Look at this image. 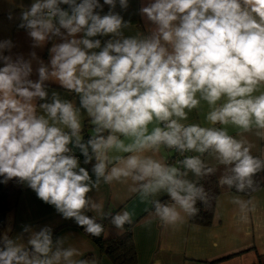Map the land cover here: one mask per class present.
<instances>
[{
	"label": "clouds",
	"instance_id": "clouds-1",
	"mask_svg": "<svg viewBox=\"0 0 264 264\" xmlns=\"http://www.w3.org/2000/svg\"><path fill=\"white\" fill-rule=\"evenodd\" d=\"M105 4L110 9L101 15ZM116 4L117 0L103 4L100 0H35L22 10L19 26L29 30L36 45L55 37L65 41L51 48L50 67L40 62L38 81L30 79L31 60L22 56L13 60L0 52L3 182L26 181L40 199L55 205L64 218H75L94 236H100L103 227L84 211L97 207L87 193L99 187L101 178L111 183L131 177L144 197L166 192L174 203L156 200L154 218L163 227L176 228L185 222V215L197 214V200L207 203L203 186L185 178L189 172L197 177L215 172L203 154H214L218 164L226 166L227 174L219 184L238 191L251 187L253 177L264 170V160L252 155L251 144L230 135L226 127H215L264 129V92L254 94L264 85V0H153L140 10L157 26L150 37L110 39L101 49V40L92 37H122L120 29L128 26L114 11ZM119 4L127 8L128 0ZM13 17L9 12V19ZM79 33L82 38H77ZM10 47V41L0 44V49ZM32 56L36 58L35 53ZM49 79L79 94L80 106L95 125L86 144L80 111L71 101L53 93L51 103L40 105L46 116L36 114L33 100L48 97L44 81ZM201 100L210 106L206 119L212 126L182 123ZM154 122L157 126L149 131ZM73 143L85 164L95 158V181L71 154ZM161 145L181 155H200H184L178 161L182 170L146 154L159 153ZM113 150L129 155H109ZM233 202L242 211L246 206L239 198ZM112 223L122 229L131 223V213L116 214ZM0 242V264H60L62 259L66 264H87L72 261L75 249L53 251L49 228L32 235L31 252L6 235Z\"/></svg>",
	"mask_w": 264,
	"mask_h": 264
},
{
	"label": "crops",
	"instance_id": "crops-1",
	"mask_svg": "<svg viewBox=\"0 0 264 264\" xmlns=\"http://www.w3.org/2000/svg\"><path fill=\"white\" fill-rule=\"evenodd\" d=\"M80 2V0H78ZM103 4L104 0H100ZM153 0H128L127 8H123L117 0L114 11L118 13L123 21L128 25L122 27L120 31L122 37L96 36L91 39L101 40V49L108 40L122 39L125 37H137L140 39L150 37L157 26L141 13V8L152 3ZM35 0H0V44L6 41L11 42L10 48L0 49L3 55L11 56L13 60L23 57L25 60L32 61L33 72L30 79L39 80L37 69L42 61L50 67L52 53L51 48L54 44L63 43V37H55L46 40L42 45H36L34 39L29 35L27 28L20 27V15L22 10L30 8ZM67 7V5H61ZM110 6L105 4L101 15L107 14ZM97 11H100L97 9ZM9 12L14 13V17L9 19ZM66 32V29H61ZM83 33L77 34V38H82ZM93 49L90 51H100ZM32 53L36 54L34 59ZM4 62L0 60V67ZM45 91L48 97L45 100L36 98L33 100L36 105V114L45 115L46 113L40 107L43 103H51L53 93H57L62 101H71L79 109L82 122V143L85 136H93L95 125L87 116V110L80 106V96L70 92L60 85L55 79L44 81ZM264 92V85L254 93L259 95ZM219 101V103H222ZM210 106L204 100L200 101L198 108L188 111V119L181 121L184 124H200L204 127L212 125L207 121L206 116L210 111ZM155 126V122L149 125V131ZM161 127V125H159ZM215 127H226L230 135L237 139H244L252 145V155L264 158V129H258L255 126L251 131H244L235 125H220ZM67 130V129H66ZM105 132L103 135H107ZM123 139V137H121ZM130 140H125L129 143ZM72 153L79 159L81 167L89 171L92 181L96 176L92 171L96 163L93 158L91 163L85 164V157L79 147L74 143L69 145ZM89 154L91 148L89 147ZM127 156L129 153H117L115 150L109 155ZM147 155H153L154 158L162 159L167 164L170 156L169 150L161 145L157 154L151 152ZM191 155H200L191 153ZM209 167H214L219 176L227 174L226 166L218 164L214 154L205 153L202 155ZM113 165H109L111 168ZM186 179L197 184L198 178L194 173L189 172ZM21 181V180H20ZM22 191L19 192L15 206L9 209L5 216L4 230L0 234V241L6 235L18 246L24 249L32 247L28 241L34 233H39L45 228L51 229L53 240V251L57 247L61 249H75L76 253L71 258L72 261H86L87 264H113L106 252L98 247L91 237V234L81 228L75 218H64L63 214L58 212L55 205L44 202L40 199L26 181H21ZM138 183L131 177L120 181L113 180L111 183H105L101 178L99 187H92L87 193L91 202L97 205L96 208H89L84 214L93 217L96 222L103 227V239L116 238L122 235L125 225L122 229L117 228L112 223V217L123 211L131 213V234L136 252V261L133 264H264V186L256 189L254 192L244 195L233 191H224L216 198L214 202V214L212 223L207 225L192 223L189 216L185 215V222L176 228L172 226L163 227L158 218H154L155 209L152 205L156 200H163L161 203H174L168 194L161 191L155 195L147 197L137 190ZM239 198L245 202L246 206L241 210L240 204L234 203V199ZM166 199V200H164ZM182 215H184L182 213ZM27 229V231H25ZM58 241L62 243H57ZM0 247H3L0 242ZM60 264H66L63 259Z\"/></svg>",
	"mask_w": 264,
	"mask_h": 264
},
{
	"label": "trees",
	"instance_id": "trees-1",
	"mask_svg": "<svg viewBox=\"0 0 264 264\" xmlns=\"http://www.w3.org/2000/svg\"><path fill=\"white\" fill-rule=\"evenodd\" d=\"M85 138V141L87 142V140L92 139L93 136H89L88 134L85 136ZM186 155H191V153L189 152ZM183 158H178L175 153H172L168 157V162L183 170L182 165L178 163V161L182 160ZM259 158L264 160V158ZM220 178L221 176L218 175L216 170L212 174L200 176L198 178L197 186H203L205 192L207 193L208 199L207 203H205V201L197 200L196 208L198 209V212L193 216H189V219L192 223L207 226L212 223L215 204L214 202L216 201L218 195H220L222 192L233 191L247 195L264 186V170L258 172L253 177V185L251 187L246 186L244 191H238L235 186L231 188L227 185L221 186L219 184ZM3 181L4 177L0 176V234L4 230L5 216L7 211L15 206L19 192H21L23 189L19 178H12L6 183ZM162 201L163 200H161V202ZM152 207L155 209V203H153ZM131 226L132 225L130 223H126V231L116 238L103 239L102 233L100 236H94L91 234L95 244L106 252L113 264H133L136 261V252L130 230ZM80 227L83 228L84 226ZM25 250L31 252L33 251V247H28Z\"/></svg>",
	"mask_w": 264,
	"mask_h": 264
},
{
	"label": "built area",
	"instance_id": "built-area-1",
	"mask_svg": "<svg viewBox=\"0 0 264 264\" xmlns=\"http://www.w3.org/2000/svg\"><path fill=\"white\" fill-rule=\"evenodd\" d=\"M162 126H163V124H162ZM169 150L172 151L173 153H175V155H176L178 158H183L184 155L187 154V153H184V155H181L179 152L175 151L174 149H169ZM71 154H73V153H71ZM73 155H75V154H73ZM89 234H90V233H89Z\"/></svg>",
	"mask_w": 264,
	"mask_h": 264
},
{
	"label": "rangeland",
	"instance_id": "rangeland-1",
	"mask_svg": "<svg viewBox=\"0 0 264 264\" xmlns=\"http://www.w3.org/2000/svg\"><path fill=\"white\" fill-rule=\"evenodd\" d=\"M170 152V154H172L173 152H171V151H169Z\"/></svg>",
	"mask_w": 264,
	"mask_h": 264
}]
</instances>
